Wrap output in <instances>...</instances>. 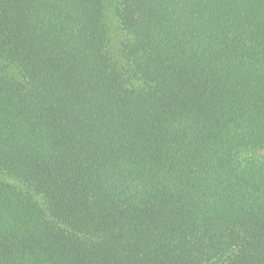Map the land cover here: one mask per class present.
<instances>
[{
    "label": "trees",
    "instance_id": "obj_1",
    "mask_svg": "<svg viewBox=\"0 0 264 264\" xmlns=\"http://www.w3.org/2000/svg\"><path fill=\"white\" fill-rule=\"evenodd\" d=\"M0 264H264V0H0Z\"/></svg>",
    "mask_w": 264,
    "mask_h": 264
},
{
    "label": "rangeland",
    "instance_id": "obj_2",
    "mask_svg": "<svg viewBox=\"0 0 264 264\" xmlns=\"http://www.w3.org/2000/svg\"><path fill=\"white\" fill-rule=\"evenodd\" d=\"M121 36H124L123 35V32H121V31L118 30V33L115 34L116 39H118Z\"/></svg>",
    "mask_w": 264,
    "mask_h": 264
}]
</instances>
